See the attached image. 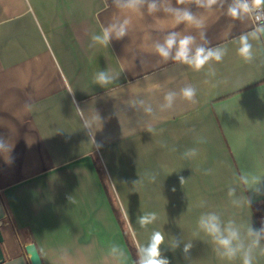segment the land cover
<instances>
[{"label": "crops", "instance_id": "1", "mask_svg": "<svg viewBox=\"0 0 264 264\" xmlns=\"http://www.w3.org/2000/svg\"><path fill=\"white\" fill-rule=\"evenodd\" d=\"M156 2L161 10L149 13L145 4L135 13L113 0H0V138L13 148L11 163L0 152V264H29L20 223L42 264H135L118 215L136 241L139 235L138 249L161 231L170 264H240L217 257L197 222L215 212L234 219L242 233L249 223H264V37H250L254 56L247 63L237 49L252 20L228 16L231 0L211 10L193 0ZM166 5L190 9L205 27L177 24ZM124 20V38L107 47L91 41L101 26ZM172 31L194 36L193 49H227L223 61L199 72L164 61L154 45ZM101 70L113 77L107 86L95 83ZM186 85L197 90L195 105L180 94ZM169 91L176 96L164 108ZM190 149L195 157L185 156ZM243 173L261 177L259 195L244 189ZM230 187L242 198L239 207ZM150 212L156 220L142 226ZM254 264H264L259 250Z\"/></svg>", "mask_w": 264, "mask_h": 264}, {"label": "clouds", "instance_id": "2", "mask_svg": "<svg viewBox=\"0 0 264 264\" xmlns=\"http://www.w3.org/2000/svg\"><path fill=\"white\" fill-rule=\"evenodd\" d=\"M197 7L211 10L214 5L218 3V0H193ZM177 4H184L185 0H176ZM113 4L119 8L128 10L130 12L140 13L142 7L147 4L149 13H155L160 9L156 0H113ZM163 11L170 13L177 24L187 23L196 29H203L205 27L204 20L196 16L190 9L173 7L166 5ZM227 14L234 20L241 19H254V24L250 33H243L239 37V47L237 49L238 55L247 63H251L253 60V45L250 42V37L253 40L264 37V24L260 23V20L264 18V0H231V4L227 8ZM129 21L124 20L118 23H112L108 26H101L99 33H94L91 36V41L96 44L107 47L112 39H122L128 34ZM201 37H204V33L201 32ZM195 37L192 35L180 36L179 33L172 31L167 33L162 42H157L154 45L155 53L164 61L173 59L181 64L188 65L193 71L199 72L209 65L210 62L220 63L223 61L227 49L220 47L205 48L202 46L195 47ZM214 75V70L210 72ZM113 77L106 71H99L95 76V83L100 86H107L112 82ZM72 94V104L75 107L76 113L83 120L84 127L89 128L90 122L85 117L83 109L76 101L72 89H68ZM182 98L189 102L191 105L197 103L196 95L197 90L191 86L186 85L180 90ZM176 96L175 92L169 91L164 99L166 104L164 108H171L172 101ZM141 103H143L141 101ZM151 111V108L147 109ZM99 119V117H96ZM151 131V129H149ZM93 144L97 148L101 147L92 137ZM13 148L9 147L3 138H0V152L7 156V162H12L10 153ZM197 154L196 149H190L185 153V156L195 157ZM210 170L205 174H209ZM183 179H181L182 181ZM240 182L245 190L253 192L254 195L261 193L262 179L258 175L243 173L240 176ZM228 196L234 206L239 207L242 203L241 196L236 195V188L230 187L228 189ZM243 202H246L248 207L252 203V199L243 196ZM205 202H201V207ZM157 218L155 212L145 214L140 218L142 226L152 223ZM198 228L205 236L210 238L211 243L215 246L214 252L222 260L235 261L239 259L240 264H254L255 252L259 250L260 254L264 255V223H262L259 229H254L249 223L246 232L242 233L240 225L236 223L234 219H229L226 222L221 219V216L215 212H206L200 215L198 222ZM165 236L161 231H154L150 238V242L146 246H140L138 249L139 259L137 264H170L168 258L162 256L161 245L164 243ZM180 245L179 240H175L172 244L173 248H177ZM193 247L192 243H186L183 246V252L188 254ZM115 250V249H113Z\"/></svg>", "mask_w": 264, "mask_h": 264}, {"label": "water", "instance_id": "3", "mask_svg": "<svg viewBox=\"0 0 264 264\" xmlns=\"http://www.w3.org/2000/svg\"><path fill=\"white\" fill-rule=\"evenodd\" d=\"M18 228L20 229L19 237L24 245V250L26 252L29 264H42V260L38 253V250L33 242V239L30 236L29 230L26 228L25 223H20L18 225ZM2 241L3 237L0 232V244L2 243ZM3 258V253L0 247V262L3 260Z\"/></svg>", "mask_w": 264, "mask_h": 264}, {"label": "rangeland", "instance_id": "4", "mask_svg": "<svg viewBox=\"0 0 264 264\" xmlns=\"http://www.w3.org/2000/svg\"><path fill=\"white\" fill-rule=\"evenodd\" d=\"M106 186H107V184H106ZM107 189L109 190L108 186H107ZM108 192L112 193L113 191L109 190ZM117 221H118V225L120 227V231H121V234H122V237H123V241H124V243L126 245L127 251L129 253L130 257L133 259V261L136 264V260H135V257L133 255L134 252L129 248V246L132 244L133 248H135V250H136V252L138 254V245H136V244L139 241V235H137L138 240L136 241V236L134 237V234H132V231L129 228L128 224L124 221V227H122L120 222H119V220H117ZM133 224L135 226V223H133ZM136 226H137V224H136ZM138 226H139V222H138ZM127 234H129V238H127V236H126Z\"/></svg>", "mask_w": 264, "mask_h": 264}, {"label": "trees", "instance_id": "5", "mask_svg": "<svg viewBox=\"0 0 264 264\" xmlns=\"http://www.w3.org/2000/svg\"><path fill=\"white\" fill-rule=\"evenodd\" d=\"M250 205L252 206V209L254 210V212L256 213V215L257 214H260L261 207L259 206L258 203L252 202ZM117 218H118L121 226L124 227V220L119 215H118ZM126 236H127V238H129V234H127ZM129 248L134 252L133 255L135 257L136 264H137L138 259H139V256H138L137 252H136L135 248H133L132 244L129 246Z\"/></svg>", "mask_w": 264, "mask_h": 264}, {"label": "built area", "instance_id": "6", "mask_svg": "<svg viewBox=\"0 0 264 264\" xmlns=\"http://www.w3.org/2000/svg\"><path fill=\"white\" fill-rule=\"evenodd\" d=\"M252 20V28H253V26H254V24L256 23V21L254 20V19H251ZM260 23L261 24H264V18H262L261 20H260Z\"/></svg>", "mask_w": 264, "mask_h": 264}]
</instances>
